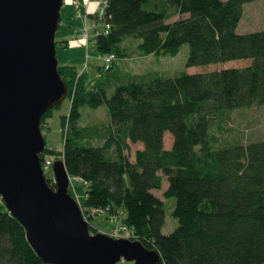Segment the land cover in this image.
<instances>
[{
	"label": "trees",
	"instance_id": "trees-1",
	"mask_svg": "<svg viewBox=\"0 0 264 264\" xmlns=\"http://www.w3.org/2000/svg\"><path fill=\"white\" fill-rule=\"evenodd\" d=\"M249 1L105 0L94 39L98 56H113L109 66L58 64L70 105L61 157L52 160L62 158L82 180L89 224L92 210H122L130 238L156 249L161 264H264V137L216 144L211 133L227 111L264 105V28L237 31ZM128 38L138 57L175 55L187 43V66L249 61L171 76L128 72L115 63L127 58ZM102 105L107 122L80 123L82 107ZM131 143H141L132 158ZM46 153L55 150L45 145L42 162ZM163 176V196L175 198L169 233L165 204L152 191ZM0 264H45L1 197Z\"/></svg>",
	"mask_w": 264,
	"mask_h": 264
},
{
	"label": "water",
	"instance_id": "water-1",
	"mask_svg": "<svg viewBox=\"0 0 264 264\" xmlns=\"http://www.w3.org/2000/svg\"><path fill=\"white\" fill-rule=\"evenodd\" d=\"M62 4L0 0L1 200L45 264H161L159 252L139 239L90 232L62 158L51 166L55 186L47 182L41 117L67 94L55 40Z\"/></svg>",
	"mask_w": 264,
	"mask_h": 264
},
{
	"label": "rangeland",
	"instance_id": "rangeland-1",
	"mask_svg": "<svg viewBox=\"0 0 264 264\" xmlns=\"http://www.w3.org/2000/svg\"><path fill=\"white\" fill-rule=\"evenodd\" d=\"M78 1V8H76ZM63 0L61 7V19L56 31V57L58 64H74L78 68H83L85 55H88L87 61L91 65L94 62H102V58L98 59V53L95 48L94 36L96 34V26L103 29V23L98 19V12L104 6L105 0ZM90 1V3H89ZM89 3V4H88ZM85 7V8H84ZM86 15V24L88 28L89 40L85 46L84 40L78 31L84 30V18L78 14ZM175 17H171L170 20ZM264 28V1L253 0L245 2L243 5V15L237 27L238 32L254 31ZM64 39H67L68 45L63 46ZM127 47V58L116 59V65L128 72L143 73L155 72L163 76L176 75L182 72H204L210 69L223 66H239L249 60L235 59L224 62L209 63L197 66H187L188 44L183 43L175 55L170 54H148L138 57L132 54L135 52L133 42L128 38L124 43ZM130 46V47H129ZM138 57V58H137ZM115 66L113 69H115ZM119 68V67H118ZM86 69V66L83 70ZM69 98L66 97L53 107L49 115L42 120V134L44 135L46 146L55 150L54 154H45V158L53 159L56 156L61 157L63 149L64 137L67 133L66 114L69 110ZM81 124L105 123L108 120L105 106L97 108L82 107ZM211 133L216 144L227 143L231 140H250L264 137V105L251 107H242L227 111L211 126ZM99 141V140H98ZM97 141V143H98ZM100 142V141H99ZM172 143V135L166 132L164 135V146L169 148ZM141 147V143H131L126 153L132 158L134 150ZM46 174L51 175L54 182L51 167L46 169ZM167 187L166 177L163 176L162 187L152 190L155 195L161 198L165 204V222L162 227L164 233L171 232L177 225V218L172 215L171 211L175 205V198L166 199L163 191ZM69 188L73 196L78 202L83 200L84 184L82 180L71 177ZM89 229L91 233L96 231L103 232L119 237H133L129 228L122 227L121 219L124 216L122 210L115 213L91 211ZM116 264H134L133 261L119 260Z\"/></svg>",
	"mask_w": 264,
	"mask_h": 264
},
{
	"label": "built area",
	"instance_id": "built-area-1",
	"mask_svg": "<svg viewBox=\"0 0 264 264\" xmlns=\"http://www.w3.org/2000/svg\"><path fill=\"white\" fill-rule=\"evenodd\" d=\"M76 8L79 9L77 1H76ZM78 9H77V11H78ZM102 12H103V7L101 9H99L98 13H102ZM78 14L83 16V18H84V30L80 31L78 33L81 35V38L84 40L85 45H87V42L89 40V34H88V28H87V24H86V15H84V13L83 14L79 13V11H78ZM105 27H106V32H107L108 25ZM99 57L102 58V62L104 64V67L107 68L109 66V64L111 63L113 56L111 54H108L106 56H99ZM87 58H88V55L86 54L85 55V62H84V66H83L82 70L85 68V66L87 67V65H88ZM52 163H53V160L51 158H45L44 161L42 162L43 169L46 171L47 168H50L52 166ZM94 211H98V210H94ZM122 227L126 228V226L124 224H122ZM111 236L119 237L115 234L111 235Z\"/></svg>",
	"mask_w": 264,
	"mask_h": 264
},
{
	"label": "crops",
	"instance_id": "crops-1",
	"mask_svg": "<svg viewBox=\"0 0 264 264\" xmlns=\"http://www.w3.org/2000/svg\"><path fill=\"white\" fill-rule=\"evenodd\" d=\"M91 1V0H90ZM90 1H89V3H90ZM78 2V1H77ZM86 2H87V0H85L84 2H83V5L85 6L86 5ZM79 3V2H78ZM88 3V4H89ZM85 8V7H84ZM60 23V22H59ZM79 32V31H78ZM64 41V43H62L63 44V46H66V45H68V43H66L68 40L67 39H64L63 40ZM94 41H95V39H94ZM88 43L89 42H87V45H88ZM66 44V45H65ZM87 45H85V46H87ZM97 58L98 59H100V57L99 56H97ZM100 63H102V62H98V63H96V62H94V64H100ZM67 64H69V63H67ZM80 70H82V68H80Z\"/></svg>",
	"mask_w": 264,
	"mask_h": 264
}]
</instances>
